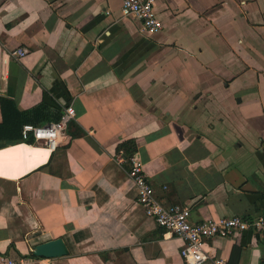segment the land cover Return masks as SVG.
Listing matches in <instances>:
<instances>
[{
  "label": "crops",
  "instance_id": "crops-1",
  "mask_svg": "<svg viewBox=\"0 0 264 264\" xmlns=\"http://www.w3.org/2000/svg\"><path fill=\"white\" fill-rule=\"evenodd\" d=\"M121 2L0 0V98L75 111L55 151L0 149V259L184 264L119 153L134 151L157 201L189 206L191 224L264 217V0H156L154 35L120 19ZM57 238L67 256H28ZM204 250V264H264V232Z\"/></svg>",
  "mask_w": 264,
  "mask_h": 264
},
{
  "label": "built area",
  "instance_id": "built-area-1",
  "mask_svg": "<svg viewBox=\"0 0 264 264\" xmlns=\"http://www.w3.org/2000/svg\"><path fill=\"white\" fill-rule=\"evenodd\" d=\"M156 0H122L120 19H134L140 23L141 32L154 35L160 32L163 24L155 13ZM107 14H109L107 12ZM15 56L23 57L24 51L17 50ZM75 119V111L71 106L63 109L60 119L56 122L41 126L30 124L21 128V139L26 142L32 138L31 145L55 151L67 133L68 125ZM118 165H127V176L132 182L136 201L143 209L144 215L164 229L168 234L183 241L180 257L184 264H204L210 256L204 250L205 240L226 239L238 234L250 232H264V217L244 219L239 216L231 218L207 219L191 224L189 222L190 207L182 205L162 206L154 195V190L145 175L137 154L125 157L119 153L115 157ZM0 264H27L23 260L2 257ZM222 264V261H216Z\"/></svg>",
  "mask_w": 264,
  "mask_h": 264
},
{
  "label": "trees",
  "instance_id": "trees-1",
  "mask_svg": "<svg viewBox=\"0 0 264 264\" xmlns=\"http://www.w3.org/2000/svg\"><path fill=\"white\" fill-rule=\"evenodd\" d=\"M0 111L2 122L0 123V149L10 145L24 143L21 139V128L23 125L30 124L41 126L45 123L56 122L60 119L61 111H57L45 105H38L26 111H18L14 103L7 98H0ZM32 138L26 143L31 144ZM130 141L122 143L119 148L126 150V145ZM134 151L123 154L125 157L132 155ZM29 257L36 258L33 253Z\"/></svg>",
  "mask_w": 264,
  "mask_h": 264
},
{
  "label": "water",
  "instance_id": "water-1",
  "mask_svg": "<svg viewBox=\"0 0 264 264\" xmlns=\"http://www.w3.org/2000/svg\"><path fill=\"white\" fill-rule=\"evenodd\" d=\"M37 258L56 259L69 254L66 245L60 238L36 245L32 251Z\"/></svg>",
  "mask_w": 264,
  "mask_h": 264
},
{
  "label": "bare ground",
  "instance_id": "bare-ground-1",
  "mask_svg": "<svg viewBox=\"0 0 264 264\" xmlns=\"http://www.w3.org/2000/svg\"><path fill=\"white\" fill-rule=\"evenodd\" d=\"M29 153L31 154V151H29ZM33 154H35V153H33ZM32 156V155H31ZM34 158H36V157H34ZM31 159V158H30ZM37 161H39V160H37ZM31 162V161H30ZM34 163H36L35 161H34ZM30 164V163H29Z\"/></svg>",
  "mask_w": 264,
  "mask_h": 264
}]
</instances>
